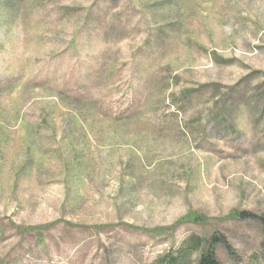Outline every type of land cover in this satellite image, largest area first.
<instances>
[{
  "label": "rangeland",
  "instance_id": "1",
  "mask_svg": "<svg viewBox=\"0 0 264 264\" xmlns=\"http://www.w3.org/2000/svg\"><path fill=\"white\" fill-rule=\"evenodd\" d=\"M193 236L264 264V0H0V264Z\"/></svg>",
  "mask_w": 264,
  "mask_h": 264
},
{
  "label": "trees",
  "instance_id": "2",
  "mask_svg": "<svg viewBox=\"0 0 264 264\" xmlns=\"http://www.w3.org/2000/svg\"><path fill=\"white\" fill-rule=\"evenodd\" d=\"M198 217L199 215H196L193 221L197 220ZM220 241L221 239L214 238L207 242L200 236H193L185 243L187 247L184 245L176 257L165 255L156 264H186L190 256H195L193 264H222L218 258L216 248ZM227 251L232 254V247H227Z\"/></svg>",
  "mask_w": 264,
  "mask_h": 264
}]
</instances>
